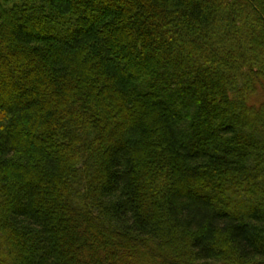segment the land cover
I'll use <instances>...</instances> for the list:
<instances>
[{
    "label": "trees",
    "instance_id": "trees-1",
    "mask_svg": "<svg viewBox=\"0 0 264 264\" xmlns=\"http://www.w3.org/2000/svg\"><path fill=\"white\" fill-rule=\"evenodd\" d=\"M0 264H264V0H0Z\"/></svg>",
    "mask_w": 264,
    "mask_h": 264
}]
</instances>
